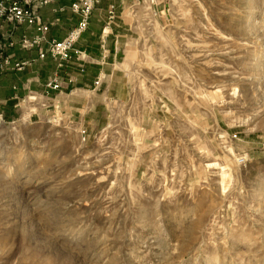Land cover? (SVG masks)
<instances>
[{
    "label": "rangeland",
    "instance_id": "obj_1",
    "mask_svg": "<svg viewBox=\"0 0 264 264\" xmlns=\"http://www.w3.org/2000/svg\"><path fill=\"white\" fill-rule=\"evenodd\" d=\"M105 2L104 72L0 120V264H264V0Z\"/></svg>",
    "mask_w": 264,
    "mask_h": 264
},
{
    "label": "crops",
    "instance_id": "obj_2",
    "mask_svg": "<svg viewBox=\"0 0 264 264\" xmlns=\"http://www.w3.org/2000/svg\"><path fill=\"white\" fill-rule=\"evenodd\" d=\"M74 1L52 0L50 4L39 8L42 18L50 25L49 37L51 39H63L78 23L79 18L69 9ZM105 4L106 2L103 0L93 11L87 31L75 46L80 54L79 58L75 56L74 60L64 69L58 68L57 62L50 54L41 60L38 50L24 51L19 46L7 48V53L15 60L25 59L34 60V62L23 71L0 75V91H6L5 96L0 97V105H2L0 114L4 115L7 112V107L20 106L18 100L26 98L33 92L41 98L51 101V106L61 105V102H58L59 99L65 105L67 102L63 100V95L69 96L75 94L76 90H86L87 83H92L100 72H104L102 65L105 63L107 50H102L100 47V39L103 31L104 13L108 7ZM62 8L65 10L60 11ZM25 34L33 36L36 35V31L25 27L14 29L11 24L0 22V44L10 40L17 43ZM43 49L47 50V46L45 45ZM80 66L84 67V72H81ZM56 74L64 81V88L61 92H52L51 95H47L45 85ZM68 92L71 93L68 94Z\"/></svg>",
    "mask_w": 264,
    "mask_h": 264
},
{
    "label": "built area",
    "instance_id": "obj_3",
    "mask_svg": "<svg viewBox=\"0 0 264 264\" xmlns=\"http://www.w3.org/2000/svg\"><path fill=\"white\" fill-rule=\"evenodd\" d=\"M103 0H75L70 6L72 14L76 15L78 23L69 31V33L61 40L51 39L49 37L50 25L42 18L39 8L46 6L52 0H0V22L11 24L14 29L21 27L32 28L36 31V35L28 34L17 43L14 41H6L0 44V75L9 72H20L29 68L34 60H15L14 57L7 53V48L19 46L21 50L39 51V59L43 60L47 54L57 62L59 69H64L70 64L75 56L79 58V52H75V46L80 41L83 34L87 31L93 11L101 4ZM62 8L60 11H64ZM109 21L115 19V7L112 6L109 11ZM9 38V36H8ZM47 46V50L43 47ZM81 72L84 67L80 66ZM64 81L59 75L53 76L45 85L47 93L61 92L64 88ZM3 120V115H0ZM240 163H244L243 158Z\"/></svg>",
    "mask_w": 264,
    "mask_h": 264
}]
</instances>
